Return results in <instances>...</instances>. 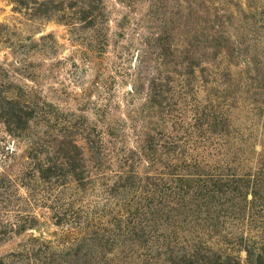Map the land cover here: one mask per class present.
Here are the masks:
<instances>
[{"label":"rangeland","instance_id":"obj_1","mask_svg":"<svg viewBox=\"0 0 264 264\" xmlns=\"http://www.w3.org/2000/svg\"><path fill=\"white\" fill-rule=\"evenodd\" d=\"M250 238L264 0H0V264H248Z\"/></svg>","mask_w":264,"mask_h":264},{"label":"trees","instance_id":"obj_2","mask_svg":"<svg viewBox=\"0 0 264 264\" xmlns=\"http://www.w3.org/2000/svg\"><path fill=\"white\" fill-rule=\"evenodd\" d=\"M231 184H233V183H231ZM180 188H182V186H180ZM237 188H238V185L234 184L233 189H235V191H237L238 190ZM217 192H219V191H217ZM181 216H182V213L179 214L176 211V209L173 210V212L169 216L167 214V220H170V222H172V223H170L167 221V223L171 224V226L169 228H171V229H173L174 227L176 228V225H179V223L181 222V220H180ZM158 231H159L158 229L153 228L154 234H155V232H158ZM136 233H137L136 242L140 245L146 246V244L149 242V240L151 238L150 236H146V234L151 235L152 228L148 232H146L143 228L140 229L137 226ZM138 238H141V239H138ZM245 248H246V252L248 255L247 256V263L248 264H264V244L257 247L256 241H252V239L250 238L248 240V243L245 246ZM168 252H169V249H168ZM160 254H161V252L157 253L155 255H156V257L157 256L159 257ZM179 255L180 256H177L175 261L181 262L182 264H219V261L222 259L220 257V258H217L216 260L211 261L206 256L208 254H205L203 256V258H198V256L195 255L194 253L192 255H185L184 252H182ZM142 257L146 258V256H142ZM172 257H175V256H171L170 258H172ZM177 258H179L180 260H178ZM175 261H174V264H175ZM252 261H255V262H252ZM233 263L236 264L235 261Z\"/></svg>","mask_w":264,"mask_h":264}]
</instances>
